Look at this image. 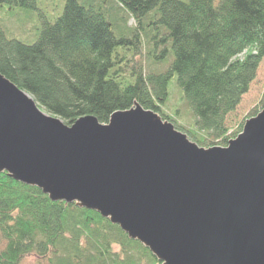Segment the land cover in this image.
<instances>
[{
	"label": "trees",
	"instance_id": "obj_1",
	"mask_svg": "<svg viewBox=\"0 0 264 264\" xmlns=\"http://www.w3.org/2000/svg\"><path fill=\"white\" fill-rule=\"evenodd\" d=\"M105 1L111 5L104 7ZM35 3L0 0V6L16 7L25 16ZM119 12L137 25L124 29ZM38 16L31 41L9 37L0 28V73L41 110L67 125L86 115L106 123L112 112L136 101L199 146L207 140V146H225L235 136L227 135L225 120L264 55V0H62L59 13ZM112 25H120L124 35L116 37ZM160 28L166 34L157 40ZM158 44L163 50L155 53ZM144 45H150L144 62L118 57L119 50L134 53ZM254 48L257 53L232 61ZM168 57L165 71L151 69L150 62ZM172 77L192 108L193 129L177 126L161 111ZM260 104L262 109L264 91ZM31 255L47 264H159L148 249L95 211L52 202L38 188L0 173V264H19Z\"/></svg>",
	"mask_w": 264,
	"mask_h": 264
},
{
	"label": "water",
	"instance_id": "obj_2",
	"mask_svg": "<svg viewBox=\"0 0 264 264\" xmlns=\"http://www.w3.org/2000/svg\"><path fill=\"white\" fill-rule=\"evenodd\" d=\"M0 173L95 211L159 264H264V107L202 147L136 101L67 125L0 73Z\"/></svg>",
	"mask_w": 264,
	"mask_h": 264
},
{
	"label": "rangeland",
	"instance_id": "obj_3",
	"mask_svg": "<svg viewBox=\"0 0 264 264\" xmlns=\"http://www.w3.org/2000/svg\"><path fill=\"white\" fill-rule=\"evenodd\" d=\"M187 1V0H181ZM62 0H36L35 6L36 9L30 11V14L25 16L24 12L19 10L18 8H14L13 11L7 10V4L0 6V28L6 32L9 37H18L20 39H29L30 41L35 37V27L38 26L39 28V14L43 15H55L59 13L60 5ZM110 2L105 1L103 6L107 7L110 6ZM113 11L116 12V8L113 6ZM46 13V14H45ZM117 13V12H116ZM27 17V19H25ZM118 17H122L124 19V24L119 22L122 26L124 25V29H133L137 22L130 16H127L124 12H119ZM20 18H23L19 20ZM148 21V18L143 21V26H146L145 23ZM41 26V25H40ZM112 30L115 33L116 37L120 35H124L123 31H121V26L115 27L112 25ZM152 32V31H151ZM126 35L129 34L125 31ZM166 34V31L163 28H160L159 32L156 35V39H160L159 37ZM7 36V37H8ZM171 40L166 43V48H170ZM150 47L142 46L137 48L133 51L134 53H125L118 51V57L124 55L129 59H135L137 62L146 60L144 53ZM163 45L158 44L155 48V53H158L162 49ZM163 50V49H162ZM161 50V51H162ZM249 52L257 53L256 49H248L243 50L240 54L232 58L233 60L240 59L242 60L246 54ZM132 53V54H131ZM161 53V52H160ZM162 59V57H161ZM160 59V60H161ZM170 63V57L167 58L165 62L162 61H152L149 64L151 69L154 72H162L168 68ZM168 90V100L167 102L161 107V111L171 117V119L175 122V124L183 129H193L195 116L193 114L192 108L189 105L188 100L183 96L182 92L176 85L175 77H172L167 85ZM264 91V55H262L257 63L255 68L254 76L252 80H250L248 84L247 91L241 96L239 103L235 107L233 111L227 114L225 124L228 128L227 135L235 136L240 133L241 126L243 125L244 121L252 116H254L258 111L261 110L260 99ZM43 112H45L42 109ZM46 113V112H45ZM202 134V133H201ZM235 136L230 137L234 138ZM196 137H200V135H196ZM207 145L209 144V140L205 142ZM202 147H208L207 145ZM227 144V143H226ZM221 146V145H210V146ZM201 146V145H200ZM115 250H118V246L114 247ZM37 257L31 255L24 257L19 264H47L45 260H38ZM146 259V258H143ZM142 264H146V261L143 260Z\"/></svg>",
	"mask_w": 264,
	"mask_h": 264
}]
</instances>
